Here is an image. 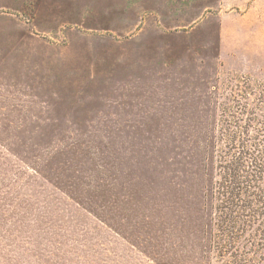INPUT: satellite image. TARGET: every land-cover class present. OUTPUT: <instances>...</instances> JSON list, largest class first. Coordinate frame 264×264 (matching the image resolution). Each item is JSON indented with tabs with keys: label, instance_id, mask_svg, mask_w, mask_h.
<instances>
[{
	"label": "rangeland",
	"instance_id": "obj_1",
	"mask_svg": "<svg viewBox=\"0 0 264 264\" xmlns=\"http://www.w3.org/2000/svg\"><path fill=\"white\" fill-rule=\"evenodd\" d=\"M260 96L264 0H0V264H230L204 148Z\"/></svg>",
	"mask_w": 264,
	"mask_h": 264
},
{
	"label": "trees",
	"instance_id": "obj_2",
	"mask_svg": "<svg viewBox=\"0 0 264 264\" xmlns=\"http://www.w3.org/2000/svg\"><path fill=\"white\" fill-rule=\"evenodd\" d=\"M257 99L223 106L204 148V174L211 178L202 197L212 203L211 240L230 264H264V97Z\"/></svg>",
	"mask_w": 264,
	"mask_h": 264
}]
</instances>
